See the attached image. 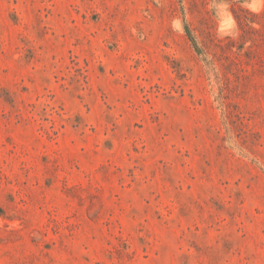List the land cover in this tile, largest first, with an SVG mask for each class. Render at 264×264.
Returning a JSON list of instances; mask_svg holds the SVG:
<instances>
[{"label": "rangeland", "instance_id": "374dc122", "mask_svg": "<svg viewBox=\"0 0 264 264\" xmlns=\"http://www.w3.org/2000/svg\"><path fill=\"white\" fill-rule=\"evenodd\" d=\"M0 264H264V0H0Z\"/></svg>", "mask_w": 264, "mask_h": 264}, {"label": "clouds", "instance_id": "9594fccd", "mask_svg": "<svg viewBox=\"0 0 264 264\" xmlns=\"http://www.w3.org/2000/svg\"><path fill=\"white\" fill-rule=\"evenodd\" d=\"M252 7H253V10H257L256 7H255V5H252Z\"/></svg>", "mask_w": 264, "mask_h": 264}]
</instances>
